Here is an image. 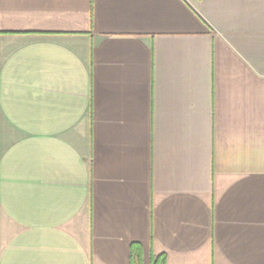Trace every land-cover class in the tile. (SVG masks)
I'll return each instance as SVG.
<instances>
[{"label": "crops", "instance_id": "obj_1", "mask_svg": "<svg viewBox=\"0 0 264 264\" xmlns=\"http://www.w3.org/2000/svg\"><path fill=\"white\" fill-rule=\"evenodd\" d=\"M264 264V0H0V264Z\"/></svg>", "mask_w": 264, "mask_h": 264}, {"label": "trees", "instance_id": "obj_2", "mask_svg": "<svg viewBox=\"0 0 264 264\" xmlns=\"http://www.w3.org/2000/svg\"><path fill=\"white\" fill-rule=\"evenodd\" d=\"M154 264H159V262L157 261V262H155Z\"/></svg>", "mask_w": 264, "mask_h": 264}]
</instances>
